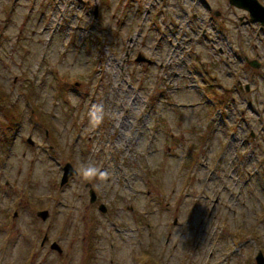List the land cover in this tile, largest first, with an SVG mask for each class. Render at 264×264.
Instances as JSON below:
<instances>
[{"label": "rangeland", "instance_id": "obj_1", "mask_svg": "<svg viewBox=\"0 0 264 264\" xmlns=\"http://www.w3.org/2000/svg\"><path fill=\"white\" fill-rule=\"evenodd\" d=\"M249 17L229 0H0V264H81L85 238L105 239L106 264H256L264 31ZM67 162L109 173L91 182L108 214L76 175L61 185Z\"/></svg>", "mask_w": 264, "mask_h": 264}, {"label": "flooded vegetation", "instance_id": "obj_2", "mask_svg": "<svg viewBox=\"0 0 264 264\" xmlns=\"http://www.w3.org/2000/svg\"><path fill=\"white\" fill-rule=\"evenodd\" d=\"M259 27H260V29L262 31H264V27H262L261 25ZM244 58H245L246 62L249 60L248 56H245ZM247 64H248V62H247ZM253 67H255V66H253ZM263 76H264V72H263ZM237 84H238V88L240 90H242L243 86H242L240 80L237 81ZM244 88L247 89V87H245V86H244ZM87 183L85 185L88 188L93 189L94 193H95V198L93 200H91V194H90V189H89L88 193H89V202H90V204H97V208L99 209V211H101V209H100L101 205H104L105 206V211L104 212L101 211V212L104 213V214H108L109 210H108V207L106 205V202H104L103 200L99 201L100 193L96 190L95 186L93 187L91 183H89L87 185ZM45 235H48L47 232L44 233L43 237ZM48 237H49V235H48ZM81 242H82V251L85 254V255L82 256L81 264H106V260L104 258L105 257L108 258V255H107V248H106L107 245H106L105 239H102V238L87 239V238H85V239L81 240ZM53 243H57L59 245V248H58L59 250L52 247ZM40 246L45 251H49V250L52 251V252L55 251L57 254H59V258H62L63 261L65 260V258H63L64 257V253L67 254L68 249H65V246H62L61 241L58 242L56 240H50V238H48L43 243V239H41ZM48 246H49V250L47 249ZM108 246H109V249H110L109 252L111 253V251H112V253L110 255H114L113 252L115 251L116 245L114 243L110 242ZM104 252H106V256L105 257H103L104 256L103 255ZM36 257H37V255L35 254L30 259L31 260H35ZM109 261H110L111 264H114L115 256H114V258L110 257ZM45 262H46V260H43V261H39L37 264H45Z\"/></svg>", "mask_w": 264, "mask_h": 264}, {"label": "water", "instance_id": "obj_3", "mask_svg": "<svg viewBox=\"0 0 264 264\" xmlns=\"http://www.w3.org/2000/svg\"><path fill=\"white\" fill-rule=\"evenodd\" d=\"M229 2L235 6H238L240 8L246 9L249 13L250 19L254 22H260L261 26L264 27V5L259 2V0H229ZM137 60H144L148 61L145 57L139 56ZM249 64L259 67V63L256 59L250 60ZM246 87L248 88V84H246ZM29 143H33L31 138H28L27 140ZM75 168L72 166L71 163L67 162L63 167V175L61 179V185L65 184L71 176L75 175ZM91 194V200L95 198V193L93 189H90ZM101 211H105V206L101 205ZM16 216V212L14 214ZM37 216L41 217L43 220H47L50 216L49 211L47 209L39 210L37 212ZM176 222V221H175ZM48 235H45L43 239V243L48 239ZM53 248L58 249L59 245L57 243L52 244ZM59 250V249H58ZM255 262L256 264H264V253L262 250H259L256 253L255 256Z\"/></svg>", "mask_w": 264, "mask_h": 264}, {"label": "clouds", "instance_id": "obj_4", "mask_svg": "<svg viewBox=\"0 0 264 264\" xmlns=\"http://www.w3.org/2000/svg\"><path fill=\"white\" fill-rule=\"evenodd\" d=\"M103 113L104 109L102 105H93L88 113L89 126H99L104 119ZM75 175L83 182L91 183L93 181H98L97 187L107 182L109 179V173L95 163H82L81 166L75 170Z\"/></svg>", "mask_w": 264, "mask_h": 264}, {"label": "bare ground", "instance_id": "obj_5", "mask_svg": "<svg viewBox=\"0 0 264 264\" xmlns=\"http://www.w3.org/2000/svg\"><path fill=\"white\" fill-rule=\"evenodd\" d=\"M180 22L179 21H175V23L173 24V28H175V26H178L179 29H181V26H180ZM220 51H222V49L220 48ZM222 117V116H221Z\"/></svg>", "mask_w": 264, "mask_h": 264}]
</instances>
